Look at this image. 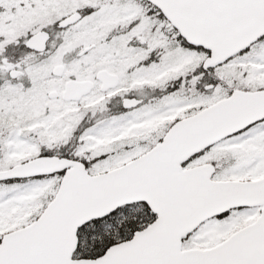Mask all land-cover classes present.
I'll return each mask as SVG.
<instances>
[{
    "label": "snow or ice",
    "instance_id": "snow-or-ice-1",
    "mask_svg": "<svg viewBox=\"0 0 264 264\" xmlns=\"http://www.w3.org/2000/svg\"><path fill=\"white\" fill-rule=\"evenodd\" d=\"M0 264H264V0H0Z\"/></svg>",
    "mask_w": 264,
    "mask_h": 264
}]
</instances>
